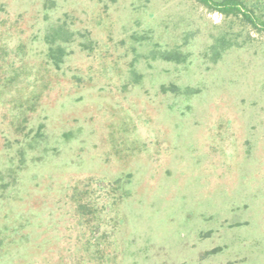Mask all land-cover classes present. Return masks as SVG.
Instances as JSON below:
<instances>
[{
	"label": "rangeland",
	"instance_id": "1",
	"mask_svg": "<svg viewBox=\"0 0 264 264\" xmlns=\"http://www.w3.org/2000/svg\"><path fill=\"white\" fill-rule=\"evenodd\" d=\"M0 264H264V31L196 0H0Z\"/></svg>",
	"mask_w": 264,
	"mask_h": 264
},
{
	"label": "trees",
	"instance_id": "2",
	"mask_svg": "<svg viewBox=\"0 0 264 264\" xmlns=\"http://www.w3.org/2000/svg\"><path fill=\"white\" fill-rule=\"evenodd\" d=\"M206 8L211 11H217L223 14L224 16L237 17L245 22L253 25L257 29L264 31V20L259 18L254 10L248 7L247 3L244 0H196ZM61 29L55 30L54 34L57 35ZM53 38V37H51ZM53 42L55 40H52ZM50 57L53 59L56 57L61 60L63 55H65V48L61 43H56V45H50L49 49ZM168 59H172V55L166 56ZM58 64V60L56 61ZM81 206H83L81 204ZM81 206L79 207L81 209Z\"/></svg>",
	"mask_w": 264,
	"mask_h": 264
}]
</instances>
